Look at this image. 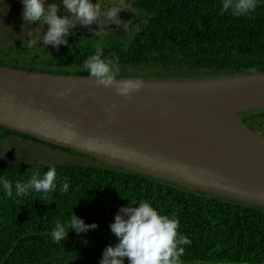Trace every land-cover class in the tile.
<instances>
[{
	"label": "trees",
	"instance_id": "16d2710c",
	"mask_svg": "<svg viewBox=\"0 0 264 264\" xmlns=\"http://www.w3.org/2000/svg\"><path fill=\"white\" fill-rule=\"evenodd\" d=\"M132 5L139 23L134 30H113L107 38L81 36L39 58L33 51L15 56L0 49V64L88 75L83 61L99 45L106 57L119 59L120 72H130L129 77L163 69L190 78L264 71V2L251 18L222 15L220 0H132ZM240 115L264 134V107ZM0 131V143L16 135L103 162L0 160V176L13 183L27 181L36 171L43 174L51 166L56 167L58 183L44 200L32 193L16 203L0 191V264H99L104 248L116 243L109 224L132 198L176 214L179 231L192 241L185 246L184 264H264L263 206L139 173L2 125ZM65 179L70 184L66 194L59 190ZM72 211L86 224L99 227L80 234L70 230L67 239L54 243L50 232L55 221L66 222Z\"/></svg>",
	"mask_w": 264,
	"mask_h": 264
},
{
	"label": "water",
	"instance_id": "95a60500",
	"mask_svg": "<svg viewBox=\"0 0 264 264\" xmlns=\"http://www.w3.org/2000/svg\"><path fill=\"white\" fill-rule=\"evenodd\" d=\"M139 79L143 87L125 98L85 74L0 64V125L264 207V134L240 115L264 107V71ZM67 87L73 91L61 95ZM68 124L72 138L63 136Z\"/></svg>",
	"mask_w": 264,
	"mask_h": 264
},
{
	"label": "clouds",
	"instance_id": "9594fccd",
	"mask_svg": "<svg viewBox=\"0 0 264 264\" xmlns=\"http://www.w3.org/2000/svg\"><path fill=\"white\" fill-rule=\"evenodd\" d=\"M261 2L264 0H220V13L251 18ZM21 4L24 25L31 26L39 22L45 29L42 35L33 32L27 34L28 47L32 48L39 43L46 48L53 46L57 50L61 45L68 44V37L75 34L77 26L87 27L88 31L99 38L109 37L111 29L127 31L130 26L121 20L119 14L122 11L131 12L133 6L131 0H108L106 4L102 0H21ZM113 24L115 28L111 27ZM91 25H96V28H91ZM83 70L99 86L115 87L117 94L125 98L144 85L143 80L136 77L118 80L119 59L106 57L99 45L83 61ZM72 91L71 87H67L61 95ZM40 127H47V122H42ZM71 129L72 125L68 124L63 131L65 138L76 135ZM57 187L55 166L49 167L43 174L34 172L27 181L16 180L13 183L5 176H0V191L16 203L32 193L40 194L44 200ZM69 187V181L65 179L60 182L59 190L66 194ZM129 201L128 205L119 208L114 221L109 224L116 243L104 248L99 264H125V260L127 264H184L182 257L185 255V246H190L192 241L179 231L180 221L176 214H165L148 200L132 198ZM98 227L95 222L86 224L83 218L72 211L66 222L55 221L50 236L54 243H59L67 239L70 230L80 234Z\"/></svg>",
	"mask_w": 264,
	"mask_h": 264
},
{
	"label": "flooded vegetation",
	"instance_id": "af4514ba",
	"mask_svg": "<svg viewBox=\"0 0 264 264\" xmlns=\"http://www.w3.org/2000/svg\"><path fill=\"white\" fill-rule=\"evenodd\" d=\"M48 2H52V0H48ZM22 11H23V6L21 4V0H0V49L7 53H14L15 56L22 53V51L23 52L33 51V55L35 56V58H39L41 54L47 52V50L50 52L54 51L56 49L55 47L48 46V48H46V46H41L39 43H37V45L32 48L28 47L29 38L27 34L29 32H33V33H40L42 35L45 29L43 25H39V22H36L34 25L31 26L24 25V21L22 20V15H21ZM131 14L132 16L129 17V15ZM119 15L122 21H124V19H126L127 17L130 18L131 22L136 21L134 20V17L136 16L132 11L131 12L122 11ZM90 27L95 29L96 25H91ZM111 27L115 28L116 26L113 24L111 25ZM111 30L118 31L120 33H126L131 31L132 28L129 27L127 31H124L123 29H111ZM74 32H75L74 35L68 37V43L74 42L78 37L81 36L83 37L94 36L93 32L88 31V28L83 26H77L74 29ZM23 57H25V55ZM7 66H12V65H7ZM202 264H208V263H202Z\"/></svg>",
	"mask_w": 264,
	"mask_h": 264
},
{
	"label": "rangeland",
	"instance_id": "374dc122",
	"mask_svg": "<svg viewBox=\"0 0 264 264\" xmlns=\"http://www.w3.org/2000/svg\"><path fill=\"white\" fill-rule=\"evenodd\" d=\"M108 0H102V3H107ZM132 3V0H131ZM131 11L135 14V10L132 7ZM129 15V17H131ZM127 17L124 21L134 30L138 26V22H131L130 18ZM113 31V30H111ZM144 72V71H142ZM171 69H163V70H148L146 74H143V77L136 78H188L184 75L180 76ZM173 73V74H170ZM74 74V73H68ZM130 72H120L118 73V77H129ZM138 76H141L138 75ZM1 133V131H0ZM16 159L23 161H31L33 163H51V164H103L100 160H95L86 156H77L72 153L66 152L61 148L55 149L50 145L36 142L31 139H26L24 137H18L16 135H10L5 138L0 143V160L7 159Z\"/></svg>",
	"mask_w": 264,
	"mask_h": 264
}]
</instances>
